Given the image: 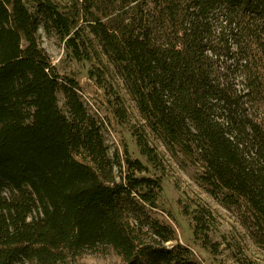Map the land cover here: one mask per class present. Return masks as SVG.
Returning <instances> with one entry per match:
<instances>
[{
  "label": "trees",
  "instance_id": "trees-1",
  "mask_svg": "<svg viewBox=\"0 0 264 264\" xmlns=\"http://www.w3.org/2000/svg\"><path fill=\"white\" fill-rule=\"evenodd\" d=\"M40 29L70 58L99 65L89 78L125 125L121 86L148 133L193 162L223 207L242 210L264 248V0H0V264H69L99 248L122 264H200L150 215L165 170L157 150L133 127L146 164L126 148L109 154ZM184 213L217 253L210 210Z\"/></svg>",
  "mask_w": 264,
  "mask_h": 264
},
{
  "label": "rangeland",
  "instance_id": "rangeland-1",
  "mask_svg": "<svg viewBox=\"0 0 264 264\" xmlns=\"http://www.w3.org/2000/svg\"><path fill=\"white\" fill-rule=\"evenodd\" d=\"M40 46L48 55L60 81L68 78L75 80L79 86V95L88 114L94 117L97 110L108 126L101 128L108 152L112 155L115 151L123 155L126 148L128 155L133 159L146 161L139 155L135 140L131 135V128L146 134L149 143L153 146L159 157L163 160L165 170L162 175V187L158 193L156 206L150 210V215L162 224L172 228L176 241L188 248L193 257L200 264H240L241 258H247L254 264H264V248L257 247L246 229L241 224L242 210L236 207L225 208L214 199L198 178V167L188 158L180 155L177 159L171 157L152 135L148 133L141 121L137 110L121 86L117 88L125 98L128 108L129 124L119 125L113 118L111 108L106 103V95L89 78L88 71L96 70L99 65L95 61L77 62L70 58L64 49L63 43L54 35L47 34L42 29L38 32ZM58 106L68 115L64 96L57 93ZM99 121V117H96ZM139 175V174H137ZM208 208L213 216L214 229L209 233L212 243L219 245L217 253H211L201 247L200 241L195 240L192 231V221L184 212L192 211L195 204ZM170 247V244H166ZM69 264H122L120 257L109 248L83 249Z\"/></svg>",
  "mask_w": 264,
  "mask_h": 264
},
{
  "label": "built area",
  "instance_id": "built-area-1",
  "mask_svg": "<svg viewBox=\"0 0 264 264\" xmlns=\"http://www.w3.org/2000/svg\"><path fill=\"white\" fill-rule=\"evenodd\" d=\"M94 117H95V119H96V117H99V121L97 119L96 120L98 121V124L100 125L101 128H103V127L108 128L106 122L104 120H102L99 112L97 110H95V109H94Z\"/></svg>",
  "mask_w": 264,
  "mask_h": 264
}]
</instances>
